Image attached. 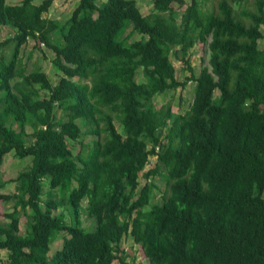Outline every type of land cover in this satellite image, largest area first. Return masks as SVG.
<instances>
[{"label":"trees","instance_id":"trees-1","mask_svg":"<svg viewBox=\"0 0 264 264\" xmlns=\"http://www.w3.org/2000/svg\"><path fill=\"white\" fill-rule=\"evenodd\" d=\"M152 2L80 0L62 22L54 0H0V264H143L127 236L148 264H264V0ZM30 39L57 80L20 57ZM189 82L190 108L156 106ZM9 154L31 160L4 179Z\"/></svg>","mask_w":264,"mask_h":264},{"label":"rangeland","instance_id":"rangeland-1","mask_svg":"<svg viewBox=\"0 0 264 264\" xmlns=\"http://www.w3.org/2000/svg\"><path fill=\"white\" fill-rule=\"evenodd\" d=\"M22 0H7L10 4H17L20 3ZM43 0H34V3H41ZM80 0H54V3L52 7L50 8L49 12L46 13V16L54 19H59L62 22H65L72 14L73 10L77 7ZM141 10L144 14H149L152 10L153 2L152 0H137ZM203 5V9L210 8L214 0H200ZM189 2V1H188ZM185 7H182L181 10H184ZM128 31L125 30L122 34H127ZM13 31L9 26H4L0 24V41L6 39L8 36L12 35ZM35 40L30 39L25 45L21 47L20 51V57L23 59V61L27 64L28 69L31 70L36 66H40L42 69L46 70L49 76L53 80H57V78L60 76L58 72L55 70V67L52 63V58L54 56V52L50 50V48H47V46L40 45V48H35L33 50V53L30 55L31 50L34 48ZM201 49L202 45L198 44L192 49V58L191 62L195 66L196 71H200V62H201ZM11 49L10 46H7L4 50V53L8 56L11 55ZM46 53V55L44 54ZM172 59L174 61V64L177 68V76L179 79L183 80L187 75H190V72L188 70H184L185 64L182 60L177 59L175 57V54H172ZM141 78V77H140ZM193 82H189L186 87H180L177 90H170L165 92L162 95H157L155 97V104L159 108L163 104L167 102H172L173 110L176 112H184L188 108H190V104L193 101L195 91H193V88L195 90V86L193 87ZM119 126V124H117ZM90 138H93V136H89ZM12 154V153H11ZM11 154L8 155L6 158V162L3 164V170L5 171L4 179H9L12 177H15L18 170L22 169L25 165H27L31 158L30 156L24 158V159H18L14 156H11ZM155 163V159H154ZM150 164L148 165V167ZM143 179V178H142ZM144 179L142 180V182ZM154 181L160 187L159 190L157 187L154 189V196L152 201H159L161 198L163 191L166 189L167 185L165 183V180L161 176H156ZM4 193H11L15 191V184H9L6 188L3 190H0ZM12 202H6L5 200H0V222H3L5 220L4 213L9 210V208L12 206ZM84 219V226L89 231H93L95 229V220H93V224L91 223L90 219L85 215L83 217ZM26 217H22L21 219V229H26ZM64 232H60L56 240L52 242L51 248L53 250L61 249L62 243L64 240ZM122 247H124L127 251V260L133 261L135 260L136 263H143L148 264L147 257L145 256V253L143 251V248L141 245L135 243L132 236H127L123 243ZM53 250H51L53 252ZM51 252V253H52ZM114 264H121L119 260L115 261Z\"/></svg>","mask_w":264,"mask_h":264}]
</instances>
